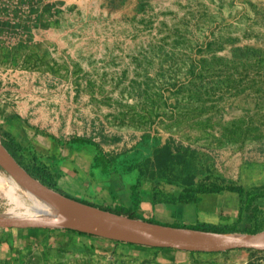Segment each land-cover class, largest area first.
Segmentation results:
<instances>
[{
  "label": "rangeland",
  "instance_id": "obj_1",
  "mask_svg": "<svg viewBox=\"0 0 264 264\" xmlns=\"http://www.w3.org/2000/svg\"><path fill=\"white\" fill-rule=\"evenodd\" d=\"M0 141L57 191L104 207L136 195L179 225H203L202 194L241 187L222 227L263 231L264 0H0ZM0 177L25 203L0 186V216L30 217L27 188ZM69 238L14 264H264L255 249Z\"/></svg>",
  "mask_w": 264,
  "mask_h": 264
},
{
  "label": "water",
  "instance_id": "obj_2",
  "mask_svg": "<svg viewBox=\"0 0 264 264\" xmlns=\"http://www.w3.org/2000/svg\"><path fill=\"white\" fill-rule=\"evenodd\" d=\"M0 166L19 184L61 211V214L30 217L0 216V228L34 226L70 228L128 243L187 251L222 252L234 249L264 251V230L254 234L238 235L166 225L118 214L68 196L35 177L1 141Z\"/></svg>",
  "mask_w": 264,
  "mask_h": 264
},
{
  "label": "crops",
  "instance_id": "obj_3",
  "mask_svg": "<svg viewBox=\"0 0 264 264\" xmlns=\"http://www.w3.org/2000/svg\"><path fill=\"white\" fill-rule=\"evenodd\" d=\"M236 194L234 192L222 191L218 193H204L202 197L199 199L198 208H199V220L203 225H191V222L186 224H177V220H182V218H178V214L176 215L173 211L170 212L169 217L163 216V212H155L152 207H148L149 211H151L152 218L157 223L166 224V225H178L185 227H204L207 228L206 231L218 232L223 229L222 226H225L228 223L227 216H223L224 208H230L234 206L233 204H227L226 200L231 198V200L235 199ZM95 206H101V204H97L94 202H88ZM133 205L131 203L128 204H119L116 207L108 206L111 209H116L119 207L130 208ZM148 208L141 203L138 208V214L144 220L143 213L147 212ZM158 209V207H157ZM157 214V215H156ZM175 214V215H174ZM143 216V217H142ZM155 216V217H154ZM156 218V219H154ZM168 218V219H167ZM173 219L172 221L170 219ZM167 219V220H166ZM182 222V221H180ZM193 222V220H192ZM184 223V222H182ZM194 224V223H193ZM206 224V225H205ZM225 229V228H224ZM202 230V229H201ZM62 232L66 234V237L70 239V236L75 237L76 232L72 230H68L66 228H46L41 226H34L29 228H0V264H14L19 258V254L22 249H26L28 247H32L46 241L52 240L59 236V233ZM221 233V232H218Z\"/></svg>",
  "mask_w": 264,
  "mask_h": 264
},
{
  "label": "trees",
  "instance_id": "obj_4",
  "mask_svg": "<svg viewBox=\"0 0 264 264\" xmlns=\"http://www.w3.org/2000/svg\"><path fill=\"white\" fill-rule=\"evenodd\" d=\"M105 164V161L104 159L101 157L100 154H97L95 157H94V162H93V168H96L100 165H104ZM0 170L6 172L1 166H0ZM45 170V169H44ZM42 169H38L36 171L37 173V177H40L42 179V182L45 183L46 185H49L50 187H52L50 184H48L47 180L49 179V177L46 175V173L48 171H44ZM29 171V170H28ZM46 172V173H45ZM7 173V172H6ZM34 175V174H33ZM230 191H238L240 194L243 193V189L241 187H237V186H229L227 187ZM224 187H217V188H214L212 190H209L211 192H219L221 190H223ZM203 191H207L208 190H203ZM78 200H81L83 202H86L82 199H79V198H76ZM88 203V202H86ZM140 207V199L138 196L134 195L133 196V205L130 207V208H124V207H119V208H116V209H111L109 207H101L103 209H106V210H110V211H113L115 213H118V214H123V215H127L129 217H132V218H138V219H143L139 216L138 214V208ZM144 220H147V221H150V222H156L154 220H151V219H145ZM157 223V222H156ZM172 226H178V225H172ZM178 227H181V226H178ZM183 227V226H182ZM185 227V226H184ZM192 228H195V229H202V230H206L207 228H204V227H192ZM68 230H72L74 232H77L79 234H86V235H90V236H93V234H89V233H85V232H81V231H77V230H74V229H70V228H66ZM234 230H231V229H221L219 230L218 232H221V233H232ZM131 245H134V243H129ZM138 245H141V244H138ZM142 246H145V247H150V248H158V249H162V250H177V249H174V248H170V247H164V248H161V247H153V246H148V245H142Z\"/></svg>",
  "mask_w": 264,
  "mask_h": 264
},
{
  "label": "bare ground",
  "instance_id": "obj_5",
  "mask_svg": "<svg viewBox=\"0 0 264 264\" xmlns=\"http://www.w3.org/2000/svg\"><path fill=\"white\" fill-rule=\"evenodd\" d=\"M0 186L14 200H16L19 204H23L24 201L20 197L21 195H19V193L17 191V189H20L21 186L19 187V186L15 185V183H14V185L11 184V183H9V181H8V179L6 177L5 178L0 177ZM24 191H25V194H27L29 196V199H33V201L35 203V208H34L33 211L30 209V207L28 208V212H27L28 215H30V216H36V215H46V214H52V213L61 214V211L59 209L55 208L52 204H50V203L44 201L43 199H41L40 197H38L36 194H34L28 188L27 189H24ZM20 194H22V193H20ZM6 215H7V217H10V218H17V217H20L19 215H21V214H18V213H15V212L11 211V212L7 213Z\"/></svg>",
  "mask_w": 264,
  "mask_h": 264
}]
</instances>
